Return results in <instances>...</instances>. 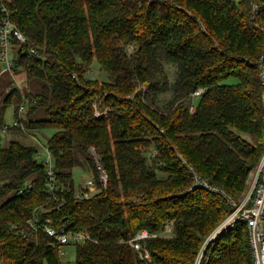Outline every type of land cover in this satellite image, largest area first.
<instances>
[{
  "label": "trees",
  "instance_id": "trees-1",
  "mask_svg": "<svg viewBox=\"0 0 264 264\" xmlns=\"http://www.w3.org/2000/svg\"><path fill=\"white\" fill-rule=\"evenodd\" d=\"M1 2L28 38L12 45L16 70L38 83L24 91L27 114H46L24 118L25 131L56 129L47 143L56 178L51 193L36 146L0 143V262L63 264L45 232L26 228L36 216L96 240L73 245L75 264H137L120 240L169 223L171 234L147 240L154 264H194L234 206L195 186L191 168L239 202L264 153V0ZM95 61L106 78L88 74ZM5 88L1 117L10 103L16 117L22 92ZM77 151L95 179L89 197L78 196L85 184L75 186ZM208 251V264H253L246 223L223 231Z\"/></svg>",
  "mask_w": 264,
  "mask_h": 264
},
{
  "label": "built area",
  "instance_id": "built-area-1",
  "mask_svg": "<svg viewBox=\"0 0 264 264\" xmlns=\"http://www.w3.org/2000/svg\"><path fill=\"white\" fill-rule=\"evenodd\" d=\"M0 7L2 11L6 14L0 19V62L3 64V68L0 71V75L4 73H9L11 75V82L6 88L8 93H12L14 90L18 89L22 92V102L18 107V116H14L10 122L5 123L3 131L8 129V126H19L22 130L25 129L24 125V115L29 111V103L32 101L29 98L23 88V82L17 75L16 65L13 62V40L19 41L21 43L27 42V36L22 32V30L12 21L10 17V12L7 10L6 6L0 0ZM257 6L255 5V8ZM36 51L32 49L30 55H34ZM261 78L264 83V65H261ZM202 89L195 91V95H200ZM264 103V96H263ZM191 110L195 111V106H191ZM102 114L100 111H96V116ZM47 157L45 161L46 170L50 177L48 183V190L52 193L55 190V161L54 158L46 146ZM98 169L100 171L101 181L107 183V173L98 164ZM195 174V186L205 187L211 191L220 192L225 195L234 206L233 211L211 232L202 244L195 263L194 264H208L210 258L209 247L211 244L217 240L218 236L225 230L232 228L236 225L238 221L245 222L249 231L250 248L252 252L253 264H264V153L255 168H253L247 179V192L244 197L239 201H234L224 189L211 185L207 180L199 176V174L191 168ZM92 173V172H91ZM96 183L94 176L92 179L85 183V189L78 192V196L89 197L92 193L96 191ZM18 228L17 225L14 226ZM31 232H45L48 237V244L57 248L58 254L63 261V264H68L64 262V258L68 255V251L64 249V246L75 245L77 243H84L87 240H93L89 232L83 231H71L67 230L66 227L57 229L51 224V220L47 219L45 222L33 216L27 220V227ZM24 232H27L23 229ZM172 225L169 223L165 226L163 232H150L147 229H142L137 232L133 237L129 239H121V242L127 243L133 247L135 250L138 262L137 264H154L152 253L147 245V240L150 238L158 237L161 234H171ZM0 264H3L0 262Z\"/></svg>",
  "mask_w": 264,
  "mask_h": 264
},
{
  "label": "rangeland",
  "instance_id": "rangeland-1",
  "mask_svg": "<svg viewBox=\"0 0 264 264\" xmlns=\"http://www.w3.org/2000/svg\"><path fill=\"white\" fill-rule=\"evenodd\" d=\"M95 65H92V70H89L90 76H97L99 78H106L107 75L104 71L100 70V65L97 61L94 62ZM24 70L18 69L17 75L23 82V88L29 89L30 91H36L38 89V83L37 85L33 82H27V79L24 77ZM9 80L11 82V75L10 74H4L2 77L0 76V90L4 89L7 84L9 83ZM29 87V88H28ZM6 89V88H5ZM27 91V90H26ZM168 96V94H167ZM2 99L0 98V102H2ZM197 102L196 98L194 100ZM16 103H10L7 108L4 110V114L1 117V111H0V117L3 118L6 122H10L13 119L14 115V109H15ZM99 111V110H97ZM46 117L45 111L43 109H37L33 113H28L24 115L25 122L28 124V122L31 119H37V118H44ZM56 131L55 128L52 127H46V128H38V129H29L27 128V131H22L20 129L16 128H10L7 131H2V127L0 126V143L2 146H7L10 141L17 140L20 141L26 145H33L38 148V160L42 163H45L46 157H47V151L46 146L48 143V139L51 137V135ZM76 158H77V164L72 169L73 177L75 181V186L77 190H79L81 185H84L88 180L93 178V174L89 170L88 166L86 165L85 159L87 158L86 154L82 151L76 152ZM264 227V222H263ZM64 249L68 251V255L64 258V262L68 264H75L76 262V248L73 245H67L64 246Z\"/></svg>",
  "mask_w": 264,
  "mask_h": 264
},
{
  "label": "crops",
  "instance_id": "crops-1",
  "mask_svg": "<svg viewBox=\"0 0 264 264\" xmlns=\"http://www.w3.org/2000/svg\"><path fill=\"white\" fill-rule=\"evenodd\" d=\"M14 116V115H13Z\"/></svg>",
  "mask_w": 264,
  "mask_h": 264
}]
</instances>
